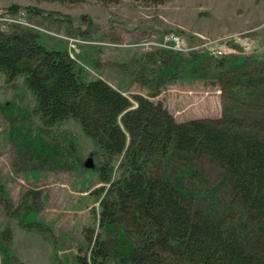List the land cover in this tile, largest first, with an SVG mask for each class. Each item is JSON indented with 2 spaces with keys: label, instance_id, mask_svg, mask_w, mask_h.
<instances>
[{
  "label": "rangeland",
  "instance_id": "1",
  "mask_svg": "<svg viewBox=\"0 0 264 264\" xmlns=\"http://www.w3.org/2000/svg\"><path fill=\"white\" fill-rule=\"evenodd\" d=\"M8 23L65 48L89 78L161 102L177 122L234 117L241 133L264 140V0H0V29ZM169 34L180 50L165 42ZM220 60L241 72L238 88L219 79ZM34 106L22 78L7 84L0 72V264H77L92 248L87 230L103 237L100 158L77 121L46 128ZM198 164L183 184L201 209L220 215L229 204L226 182L214 166ZM106 234L105 264H120L129 237ZM244 243L253 246L251 234Z\"/></svg>",
  "mask_w": 264,
  "mask_h": 264
},
{
  "label": "trees",
  "instance_id": "2",
  "mask_svg": "<svg viewBox=\"0 0 264 264\" xmlns=\"http://www.w3.org/2000/svg\"><path fill=\"white\" fill-rule=\"evenodd\" d=\"M7 25L0 29L5 82L22 78L42 126L77 121L100 158L98 179L107 187L97 193L103 197L96 218L103 237L87 230L92 248L77 256V264H105L111 247L106 233L114 230L129 237L121 257L109 255L120 264H264V140L241 133L234 117L177 122L161 102L91 79L65 48L29 27ZM215 66L225 69L219 79L237 88L243 83L232 64ZM180 162L184 168L176 166ZM198 162L214 166L226 182L229 204L220 215L212 206L201 209L200 196L183 184ZM122 225L126 229L119 230ZM247 234L252 247L244 243Z\"/></svg>",
  "mask_w": 264,
  "mask_h": 264
},
{
  "label": "built area",
  "instance_id": "3",
  "mask_svg": "<svg viewBox=\"0 0 264 264\" xmlns=\"http://www.w3.org/2000/svg\"><path fill=\"white\" fill-rule=\"evenodd\" d=\"M165 42H167L168 44H171L173 47L172 48H176L180 50V40L179 37L174 35V34H169L165 37ZM174 44V45H173ZM214 54L220 55L221 52L216 51L214 52Z\"/></svg>",
  "mask_w": 264,
  "mask_h": 264
},
{
  "label": "water",
  "instance_id": "4",
  "mask_svg": "<svg viewBox=\"0 0 264 264\" xmlns=\"http://www.w3.org/2000/svg\"><path fill=\"white\" fill-rule=\"evenodd\" d=\"M84 165L87 167V168H91L93 165H92V161L91 159H87L84 163Z\"/></svg>",
  "mask_w": 264,
  "mask_h": 264
}]
</instances>
